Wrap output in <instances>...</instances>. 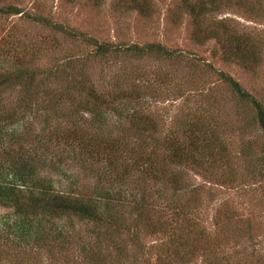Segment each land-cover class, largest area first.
Returning a JSON list of instances; mask_svg holds the SVG:
<instances>
[{
	"label": "rangeland",
	"instance_id": "obj_1",
	"mask_svg": "<svg viewBox=\"0 0 264 264\" xmlns=\"http://www.w3.org/2000/svg\"><path fill=\"white\" fill-rule=\"evenodd\" d=\"M142 1L150 8L145 16L117 0H100L98 6L90 0H0V7L20 11L0 16V68L18 67V59L22 68L42 71L62 61L68 64L65 71L70 72L73 86L85 81V74L100 91L137 90L133 100L116 99L126 116L134 112L147 117L155 127L154 140L161 142L171 135L180 145L188 143L189 126L184 123L194 120L193 132L204 121L216 134L211 154L200 160V166L172 163L156 180L140 178L139 172L127 175L120 186L123 203L137 201L144 217L161 222L156 234L144 232L145 220L132 226L136 213L127 208L113 217L118 226L109 219H56L40 209L31 225L24 227L18 226L21 218L11 208L0 206V264H93L90 255L105 264H145L142 258L157 264V248L182 238L196 239L201 247L219 242L215 258L221 257L225 264H264V136L249 104L239 101L219 78L220 74L231 78L264 108V0H187L204 14L198 21L201 41L193 39L196 26L184 0ZM38 17L46 24L36 22ZM60 28L117 48L158 44L167 53L118 52L97 58L94 46L84 44V38V43L67 40ZM213 29L216 41L207 33ZM235 49L250 68L232 57ZM63 77L43 86L55 96L60 88L63 97ZM71 95L59 102L55 115L68 110L67 102L76 99V94ZM46 106L39 101L36 108L16 91L0 94V119L12 115L0 122V165L27 156L35 175L31 184L43 182L54 192L91 196L100 187L96 175L100 170L94 166L88 170L85 161L78 162L68 143L49 139L50 134L59 136L66 125L53 120L55 115ZM103 115L100 130L106 136L117 138L130 130L127 119L110 111ZM126 134L130 146L148 142ZM23 229L36 236L19 240ZM111 242L125 243L129 259L115 261L116 245ZM202 256L195 254L186 264H202Z\"/></svg>",
	"mask_w": 264,
	"mask_h": 264
},
{
	"label": "trees",
	"instance_id": "obj_2",
	"mask_svg": "<svg viewBox=\"0 0 264 264\" xmlns=\"http://www.w3.org/2000/svg\"><path fill=\"white\" fill-rule=\"evenodd\" d=\"M90 1L94 6H98L100 3V0ZM188 1L184 0L182 4L196 26L193 39L201 41L202 38L199 35L200 27L198 21L203 19L202 17H204V14L200 8L194 10V7L191 6V3ZM117 2L126 9L134 10L142 16L148 15L147 13L150 11L149 6L142 0H117ZM19 14L20 11L17 7H0V16ZM35 21L46 24V22H43L44 20H41L39 17L36 18ZM54 29L57 30L56 27H54ZM60 30L67 40L72 42L76 40L77 42L84 43L82 41L84 36L72 33L68 29L60 28ZM207 33L208 36L212 37L215 41L218 39L214 29ZM84 39V44L94 46L93 56L97 58L118 52H126L134 55L145 52L152 53L153 51L155 53H167L164 48L160 47L158 44H150L145 47L131 45L117 48L116 46L113 47L98 43L91 38ZM235 50L232 57L240 61L241 65L244 67L250 68V65L245 63V59L238 54L239 50ZM168 55L169 54H166V56ZM169 56L173 58L171 55ZM33 59L34 56L30 55L27 60L31 63ZM16 63L18 67L10 66L9 68H0L1 72H3H0V94L8 91H16L21 97L25 96L26 101H30L32 104L34 103L36 108L39 101H44V105H47L46 108L52 111L53 115L59 111L57 109L59 102L64 103L67 101L68 95L76 94L75 100L71 99L70 102H67L68 110H61L60 114L55 115V118H53V120L64 121L66 127L59 131V136L50 134L48 137L56 142L59 140L63 143H68L71 153L75 152L77 160H79L78 162L82 161L83 163L85 161L88 170H93V166L95 170H100V173L96 174L100 187L95 188L91 196L84 195V193L71 196L69 193L54 192L50 190L49 184L46 185L43 182L31 184L35 176L33 164L27 156L22 155L14 158L7 165H0V206L11 208L13 212L21 218L18 226L24 227L26 226L25 224L30 226L34 218L37 217L36 214L41 213V210L44 212L46 211L48 215L56 219L68 216L76 217L82 221L103 222L109 219L115 223L113 226H118L119 222L116 220L114 221L113 217L122 209L127 208L131 209L133 213H136V216L131 220L133 222L132 226L145 220L143 222L144 232L156 234L163 224L159 221L153 223L148 217H144L145 212H141L144 211V208L143 206L141 207L137 201L123 203L124 193L120 189V186L124 185L127 180V175L133 172H139L140 178L147 175L151 180H156L159 176H163L164 173H166L165 168L172 163H188L200 166V160L204 157H208L212 152V147L216 140L214 128H211V126L208 127L203 121L199 123L197 126L198 128H194L192 132L191 125L193 120L190 123H184L186 128L189 126L186 130L187 145H183L182 143L180 145L175 137L171 135L161 142H157L152 136V132L155 130L152 121L134 112L126 116V114H124L126 112L120 108V104L116 101V99L119 100L124 98L133 100L134 97L137 96V90L135 92L129 90L128 93H120V91H100L91 85V82L87 80L88 77L85 74L83 75L85 81L79 80L76 84L74 82L73 86L69 82V80H71L69 79L71 76L69 74L70 72L66 73L65 71L68 64H62V61L59 65L55 64L53 69L44 68L42 71L32 68L31 66L22 68L18 59ZM42 73L43 76H41ZM62 75H64L63 84H65L64 96H61L63 92L60 94V88L55 96V93L52 92L49 86H43V83L45 81L50 82V79L54 80L62 77ZM219 78L233 93H235L239 101L243 104H249V108L253 113V120L257 123L259 130L264 136V108L262 104L245 92L238 83L231 78L222 74L219 75ZM108 111L119 118L127 119L130 130H127L126 133L133 135L135 140H148L147 144L137 143L134 146H130L125 140L127 139L126 133L117 138H112L103 134L100 130V120L104 116L103 114L108 113ZM7 116L8 120L12 118L11 114H6L4 118L0 119V122L1 120L4 121ZM79 116L84 117L86 120L89 116L90 120L88 122H82ZM146 147L149 148L147 153L144 152ZM221 152L222 150L220 147L217 157L220 156L219 153ZM195 157L199 158L196 159ZM71 158L73 159L75 157L72 156ZM86 166L85 168L87 169ZM171 180L173 184H176L175 179ZM22 190L27 191V193L22 192ZM175 211L178 210L176 209ZM37 223L40 225V221L35 222V224ZM119 227L124 229L125 226H121L120 224ZM22 233L23 236H21L22 238H19V240L23 238L26 240L27 237L29 238L32 235L36 236L35 233L30 230L25 232L23 229ZM44 238H46V236L44 233H41L40 239L44 240ZM35 240L39 241L38 238ZM197 242L196 239L188 241L186 238H182V240H176V242L172 240L162 244L163 246L157 248L156 263L172 264V261H177L176 264H186L190 259H193L195 254L205 256L202 264L228 263H223L221 257H218V259L215 258L219 246L217 243L219 242L215 243L214 240H212V243H209L207 246L203 244L202 247ZM111 245L113 246L116 244L111 242ZM124 245L125 243L123 244V242L118 243L113 248L115 252L112 256L117 262L124 258L129 259L126 255V250H124ZM90 256V260L93 261V264H105L104 262H100V259L97 260L96 256ZM87 257L88 255H85L86 259H88ZM146 259L147 258H142V261L148 264Z\"/></svg>",
	"mask_w": 264,
	"mask_h": 264
}]
</instances>
